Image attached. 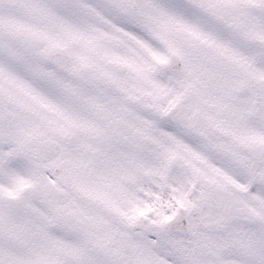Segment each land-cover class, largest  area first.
<instances>
[{
	"label": "snow or ice",
	"instance_id": "snow-or-ice-1",
	"mask_svg": "<svg viewBox=\"0 0 264 264\" xmlns=\"http://www.w3.org/2000/svg\"><path fill=\"white\" fill-rule=\"evenodd\" d=\"M0 264H264V0H0Z\"/></svg>",
	"mask_w": 264,
	"mask_h": 264
}]
</instances>
